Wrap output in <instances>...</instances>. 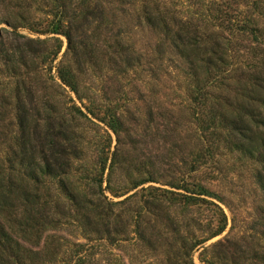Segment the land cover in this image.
Instances as JSON below:
<instances>
[{
	"label": "trees",
	"instance_id": "16d2710c",
	"mask_svg": "<svg viewBox=\"0 0 264 264\" xmlns=\"http://www.w3.org/2000/svg\"><path fill=\"white\" fill-rule=\"evenodd\" d=\"M154 9L144 0L140 19L187 64L199 141L192 159L182 160L180 175L164 186L153 184L165 177L154 164L120 159L117 145L126 129L116 110L85 113L72 104L62 112L56 99L55 79L81 99V75L95 59L89 40L110 32L112 12L103 0H0V25H6L0 27V123L13 117L11 127L0 129V264H54L62 252L75 257V264H93L94 253L84 250L85 244L62 251L61 237L46 235L40 245L43 234L64 226L109 246L132 241L150 264H196V251L199 264H264V0H219L210 28L189 21L172 25ZM19 28L45 38L27 37ZM60 37L67 45L48 86L39 68L49 64L50 74ZM238 44L248 61L227 84ZM129 49L119 45L116 52L126 53L131 67L135 57ZM225 85L234 86L233 95L210 91ZM88 114L116 137L110 157V139L96 145L99 154L91 167L85 160L90 141L85 144L78 131L80 118L91 121ZM216 152L256 165L263 205L241 242L224 236L206 244L227 227L221 198L208 186L215 179L199 175ZM119 168L124 181L115 185Z\"/></svg>",
	"mask_w": 264,
	"mask_h": 264
},
{
	"label": "rangeland",
	"instance_id": "374dc122",
	"mask_svg": "<svg viewBox=\"0 0 264 264\" xmlns=\"http://www.w3.org/2000/svg\"><path fill=\"white\" fill-rule=\"evenodd\" d=\"M218 1L147 0L149 6L155 7L154 10L166 14L168 22L172 25H176V22L189 21L207 25L209 28L214 20L213 8ZM103 3L104 7L112 12V15L108 16V19L112 18V23L110 21L109 25L110 32L106 33L103 30L97 38L89 40V43L95 46V59L91 64L86 65V71L81 75L79 86L81 99H78L68 88L57 86L60 83L55 79L56 99L61 105L62 112H67L72 104L80 107L85 113L90 110L101 113L105 108L116 110L126 129L121 133L120 143L117 145L120 159L131 157L137 160L136 163L141 162L146 166L154 164L165 177L153 184L164 186L162 184L167 183L169 179L180 175L183 168L182 160L190 161L193 157L189 155L191 150L197 148L198 132L191 107L193 82L188 77L187 64L171 47L169 41L140 19L142 15L140 9L144 0H103ZM262 22L264 24V20ZM5 26V24L0 25V27ZM17 30L30 38H45V35L34 34L24 28ZM118 31L120 35L117 38L115 34ZM60 39L61 51L51 64L50 74L49 64L39 68L42 79L46 80L48 86H52L49 75L56 77L55 65L62 59L66 49V39L63 37ZM118 43L124 52L130 48L128 54L131 53V56L135 57L132 61L133 66L129 67L125 64L126 53L116 52ZM235 55L237 57L234 59V64L227 69L229 74L226 79L227 84H231L236 76H239V71H234L240 70V67L243 69V62L248 61L247 50L241 48L239 44ZM0 80H2L1 75ZM233 87L231 85L226 90L225 85L220 89L212 88L210 91L214 94L219 92L223 95L226 93L233 95ZM88 117L92 122L80 118L81 125L78 131L82 133L85 144L90 141L85 149V160L91 167L96 165L99 154L96 145L100 147L103 141L107 142L110 139L108 153L110 157L116 148V137L103 123L89 114ZM11 122L13 123V117L10 114L0 123V129ZM5 129H3L4 133L7 132ZM1 149L3 146H0V151ZM206 162L201 167L199 175L206 173L207 177L215 179L208 186L221 198L219 205L227 216L225 231L206 244L224 236L229 240L241 242L251 233L249 230L251 222L256 217L259 207L263 205L262 194L254 177L256 165L249 161H240L235 155L220 152L219 155L216 152L214 157ZM121 168L113 175L115 185H121V181H124ZM46 235L61 237L62 251L69 250L73 243L85 244L84 250H91L94 253L93 264L152 262L150 257L139 253V248L132 241H121L116 246H109L102 241H87L73 227L64 226L53 233L48 231L43 234L40 245L43 244ZM21 243L33 250L38 248L25 242ZM67 254L69 253L62 252L54 264H75L76 258H69ZM197 255L198 251L194 253L193 259L199 264Z\"/></svg>",
	"mask_w": 264,
	"mask_h": 264
}]
</instances>
